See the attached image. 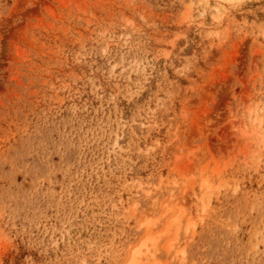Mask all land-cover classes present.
Returning <instances> with one entry per match:
<instances>
[{"label":"rangeland","instance_id":"374dc122","mask_svg":"<svg viewBox=\"0 0 264 264\" xmlns=\"http://www.w3.org/2000/svg\"><path fill=\"white\" fill-rule=\"evenodd\" d=\"M0 264H264V0H0Z\"/></svg>","mask_w":264,"mask_h":264}]
</instances>
